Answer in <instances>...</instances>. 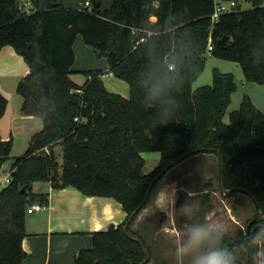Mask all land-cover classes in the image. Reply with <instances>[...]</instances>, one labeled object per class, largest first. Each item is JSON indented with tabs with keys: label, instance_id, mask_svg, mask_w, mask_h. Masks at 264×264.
Segmentation results:
<instances>
[{
	"label": "trees",
	"instance_id": "trees-1",
	"mask_svg": "<svg viewBox=\"0 0 264 264\" xmlns=\"http://www.w3.org/2000/svg\"><path fill=\"white\" fill-rule=\"evenodd\" d=\"M28 1L32 8L25 12L17 0H0V48L11 45L26 62L28 71L16 84L20 109L43 126L30 134L10 165V181L0 187V264L26 257V209L34 201L47 203L46 192L32 190L34 181L112 197L126 213L121 222L90 231V247L79 249L73 264H139L145 253L123 231L125 224L148 248L147 264L151 248L132 224L167 171L199 152L216 154L221 192L251 197L252 225L264 227L258 215L259 209L264 214V111L244 93L223 120L236 88L232 72L213 67L211 83L192 87L206 51L237 61L246 80L264 83V0H246V8L232 0L215 20V0ZM78 34L106 57L108 72L128 83V97L106 88L101 69L86 70L83 84L71 79ZM7 103L0 91V117ZM11 147L12 135L0 134V167ZM143 151L160 153L147 173ZM209 195L205 191L204 200ZM180 214L177 198L175 215L185 219ZM236 237L248 246L247 232ZM223 245L238 244L226 233ZM238 254L236 264H244Z\"/></svg>",
	"mask_w": 264,
	"mask_h": 264
},
{
	"label": "rangeland",
	"instance_id": "rangeland-1",
	"mask_svg": "<svg viewBox=\"0 0 264 264\" xmlns=\"http://www.w3.org/2000/svg\"><path fill=\"white\" fill-rule=\"evenodd\" d=\"M22 3L23 0H17ZM66 2V0H65ZM242 8L250 6L246 0H239ZM227 3V2H226ZM104 4H109V0H104ZM228 4V3H227ZM75 60L71 66L74 74H77L80 79H85V71L89 69H101L104 72V79L112 77L107 71L108 61L105 56H97L93 48L86 44L80 34L77 35L74 41ZM205 64L199 76L192 83V87L212 82V68L216 67L223 72H232L236 83V88L231 93V99L226 107L223 120L228 121V114L231 110L239 106L240 100L244 93H252L257 99L260 95H264V83L246 80L244 78L240 64L237 61L222 59L215 57L206 51ZM125 82V81H123ZM81 83V82H76ZM10 86H14L11 82ZM9 89V88H7ZM14 90V88H11ZM17 92V91H16ZM15 91L6 92L10 97V109L0 121L3 137H7L10 132V113L17 110L21 104L22 97ZM4 94V93H3ZM5 95V94H4ZM7 97V95H5ZM250 96V95H249ZM8 98V97H7ZM12 135V147L10 156L2 163L0 167V178H3L8 172L11 162L14 158L20 155L27 146L29 134L24 132H15ZM56 146V147H55ZM54 146L56 158L61 162V146ZM150 151H143L141 154L145 162L142 167L143 172L152 170L158 161H154L152 157L146 158ZM148 156V155H147ZM191 157V156H189ZM189 157H186L172 168H170L155 186L153 194L157 191L164 195V204L166 205L163 211L152 210L149 216L133 222L132 228H138L145 237V240L151 248V260L147 264H177L175 257V248L178 238L184 235L186 240V232L194 226L204 225L205 223L220 222L228 225L227 234L237 244L243 241L236 237L237 232H246L247 224L252 219L255 213L254 203L247 194L236 193L232 196H225L228 192H221L219 184V164L215 162H207L203 164H193L186 166L183 162ZM199 168V169H198ZM199 170V171H198ZM174 181V182H172ZM42 184V181L39 182ZM176 187V193L173 192ZM205 191L210 192L209 199L204 200ZM190 193V195H189ZM179 198V207L181 214L185 219L179 220L175 215V202ZM208 205V209L200 212V207ZM33 213H26L25 217L32 216ZM137 218V217H136ZM253 228V225L250 229ZM91 243L88 245L90 247ZM254 247H248L247 251L239 250V258L244 264H252V253ZM250 257L249 262H247ZM187 264V260L185 261Z\"/></svg>",
	"mask_w": 264,
	"mask_h": 264
},
{
	"label": "crops",
	"instance_id": "crops-1",
	"mask_svg": "<svg viewBox=\"0 0 264 264\" xmlns=\"http://www.w3.org/2000/svg\"><path fill=\"white\" fill-rule=\"evenodd\" d=\"M27 71L28 66L23 57L11 45H4L0 48V91L8 97V103L0 121L10 109V97L6 92H16L18 80ZM109 74L114 78L108 77L107 82H105L104 73L101 75L106 88L128 97V83L111 72ZM69 76L73 81L81 82L78 84H83L87 79L85 77L79 81V77L74 74L73 69ZM12 81L14 86H10ZM249 95L254 104L264 111V95H260L257 99L252 93ZM9 121L11 134L24 132L29 134V137L32 132L43 126L40 117L24 113L20 106L10 113ZM1 128L0 124V134L3 137ZM57 146L60 147L59 144ZM149 153L152 154H147L146 158L152 157L154 161L159 160V151H150ZM204 160L218 162L215 153L199 152L191 155L183 164L186 166L196 165L200 162L203 164ZM39 182L41 181L32 183V190L47 193V207L36 210L41 211L39 213L25 217L26 234L22 238V247L26 251V257L20 264H73L75 253L81 248L89 247L88 245L91 243L90 231L106 228L110 223L117 224L125 217L126 213L120 202L112 197L86 195L71 185L54 188L49 181H42V184ZM177 188L179 187H176L173 192ZM164 202L162 192L157 191L152 194L150 201L140 211L136 221L149 216L152 210L154 212L163 211L166 207ZM204 211L200 210V212Z\"/></svg>",
	"mask_w": 264,
	"mask_h": 264
},
{
	"label": "clouds",
	"instance_id": "clouds-1",
	"mask_svg": "<svg viewBox=\"0 0 264 264\" xmlns=\"http://www.w3.org/2000/svg\"><path fill=\"white\" fill-rule=\"evenodd\" d=\"M190 195V193H189ZM228 225L216 222L194 226L178 238L175 248L177 264H236L239 250L254 247L252 264H264V227L259 228L249 237V243L234 245L229 248L223 245Z\"/></svg>",
	"mask_w": 264,
	"mask_h": 264
},
{
	"label": "built area",
	"instance_id": "built-area-1",
	"mask_svg": "<svg viewBox=\"0 0 264 264\" xmlns=\"http://www.w3.org/2000/svg\"><path fill=\"white\" fill-rule=\"evenodd\" d=\"M228 4H227V3ZM84 4L90 6V0H85ZM234 1H223V0H215L214 10L211 14L213 20H215L221 12L228 11L234 6ZM19 10L28 12L32 8V4L28 0H23L22 3H18ZM10 168L8 172L5 174L3 178H0V187L6 185L10 181ZM47 207V203L34 201L30 203L26 209L28 213H31L36 210L44 209Z\"/></svg>",
	"mask_w": 264,
	"mask_h": 264
},
{
	"label": "water",
	"instance_id": "water-1",
	"mask_svg": "<svg viewBox=\"0 0 264 264\" xmlns=\"http://www.w3.org/2000/svg\"><path fill=\"white\" fill-rule=\"evenodd\" d=\"M95 3H96V2H95ZM136 40H137V38L135 37V38L133 39V43H134V44L136 43ZM224 191H225V192H228V191H230V190H229V189H225ZM258 215H259L260 220L264 221V214H262V212H261L260 209H259V211H258ZM255 220H256V218L254 217V218H252V219L248 222V224H247L246 232H247V235H248V236H252V235H253L256 231H258L259 228L261 227V223H256V224H254L253 228L250 229L251 225H252L253 223H255ZM123 231H124L128 236H130V237L136 239V240L140 243V245H141V247H142V249H143V251H144V253H145V258H144L139 264H144V263L150 258V252H149L148 248L144 245V243L142 242V240H141V238H140L139 236H137V235H135V234H132V233H130V232L127 231V224H125V225L123 226Z\"/></svg>",
	"mask_w": 264,
	"mask_h": 264
}]
</instances>
